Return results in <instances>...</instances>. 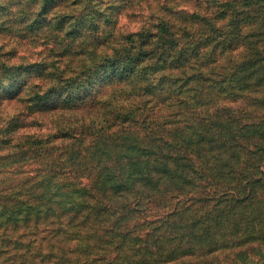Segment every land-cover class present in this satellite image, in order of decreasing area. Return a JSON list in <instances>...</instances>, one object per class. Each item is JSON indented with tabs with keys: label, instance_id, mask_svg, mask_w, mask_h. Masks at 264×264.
Instances as JSON below:
<instances>
[{
	"label": "trees",
	"instance_id": "16d2710c",
	"mask_svg": "<svg viewBox=\"0 0 264 264\" xmlns=\"http://www.w3.org/2000/svg\"><path fill=\"white\" fill-rule=\"evenodd\" d=\"M152 1L155 23L91 62L73 59L74 41L97 29L108 16L104 5L116 0H0V35L47 32L53 45L50 61L0 59V89L9 87L7 97L16 90L22 113L94 107L105 87L89 99L76 95L94 78L120 74L105 102L120 123L99 130L110 136L95 141L113 148L93 145L99 167L84 162L90 150L75 124L63 134L71 142L23 138L4 147L0 139L10 159L41 156L28 170L0 171V264H216L228 250L263 243L264 0ZM147 69L153 79L137 86L149 80ZM34 72L49 80L22 100ZM50 96L62 104H48ZM146 97L155 103L147 106ZM196 181L206 183L207 203L195 212L189 186ZM178 182L185 186L174 188ZM165 193H184V203L162 212ZM220 199L232 201L231 215L221 216ZM132 243L137 252L125 253Z\"/></svg>",
	"mask_w": 264,
	"mask_h": 264
},
{
	"label": "rangeland",
	"instance_id": "374dc122",
	"mask_svg": "<svg viewBox=\"0 0 264 264\" xmlns=\"http://www.w3.org/2000/svg\"><path fill=\"white\" fill-rule=\"evenodd\" d=\"M152 2V0H145L143 2L134 0L131 4H129L128 7H125L124 0H116L114 3L115 5L111 7H106V5H104V8H108L105 12L108 16L102 17L100 19L101 22H99L97 29H87L88 31L84 35L74 41L75 49L72 53L73 59H75L76 56L77 59L81 58L83 60H88L89 58L93 59V55H101L107 52L111 53L112 46L122 38L121 36L125 34L136 33L141 31L143 28L152 26V24L157 20L158 16L157 8L154 2ZM9 34L0 35V59L5 60L7 63H19L23 65L40 62L42 59L50 61L47 56L52 55L50 49L53 45L49 42V39L45 37L49 36V33L45 32L39 36L27 35L29 37H26V39H20V37H18L19 35ZM59 55L60 53H58V56ZM66 57L70 58L65 56V58H63V62L65 63L67 60ZM90 61L94 62L93 60ZM30 77L31 83L27 84L26 86L28 89L22 90V100L27 98V96L32 91L31 89H33L36 84H46V80H49L47 77H44V75L37 74L36 72L31 74ZM146 77L149 80L146 81L145 79H141L139 85L137 86L144 88L149 85L150 80L154 77L151 76L149 69L146 70ZM119 78V73L110 76H104L99 81H97L98 78H94L90 87L84 88L82 92H79L76 96L77 98L82 97L83 99H89L98 87L103 86L105 89L101 95L102 97L100 104L91 108L65 113L59 110H36L30 113H22L21 100L13 98L16 90L11 88L7 97L5 89L9 87H2L0 89V139L5 142L4 147H7L11 142L16 141V143H19L23 138L42 139L43 141L50 144H52L54 141H56V143L71 142L70 138L73 137L66 138L63 137V134L68 132V130H74V128H78L74 126L75 124L84 129V146L90 150L88 153V159H84V162L92 166L99 167L103 156L97 157V154H94L95 148L93 145L98 143V150L113 151V148L109 142H104L101 140L97 142L95 141L96 137L99 135H105L108 138L110 136V132H100L99 130L103 126L108 127L109 125L106 124H109V121L111 120L115 121L116 124L120 123V121H118L119 119H117L114 114L110 113L111 110L108 109V105L106 106L105 103L112 97L110 94L112 93V85H117V83L120 82ZM49 99H52L53 101H49ZM145 100H147V106H151L153 103H155V100H149V97H146ZM46 102L48 104H62L63 101L59 100L57 96H50ZM104 107L107 108V111L105 116H102L100 113L103 112ZM63 128L66 129L62 131ZM77 148L78 147L74 145L72 149L67 150V154L71 152L68 156L70 160H73L71 159V156H75L74 152ZM8 153H10V148H0V171L8 168L28 170L32 168L30 166H38V164H40V160L37 158L41 156L34 158V162H29L31 159L28 158H31L33 155L28 154V152H14V156L17 160L8 158ZM85 154H81V160H83ZM22 177L23 175L19 176V178ZM1 181H3V179L0 177V182ZM184 186L185 184L178 182L174 188ZM205 186H207L206 183L201 181H196L193 185L189 186L192 188L191 192H193L192 196L194 201H191V203L195 208V212L200 209L202 205L204 206L207 203L204 199H202V197H200L203 190L202 187ZM180 194L182 195L179 196V198L177 196L171 197L170 193L162 194V203H160L162 212L168 210V206L175 203V200L176 202L180 201L181 203H184L181 199L185 196V194ZM156 200H159V198ZM211 203L214 204L213 202ZM155 205H157V202H152L151 206ZM217 208H221L222 211L226 210L221 214L222 217L225 215L229 216L230 211L232 213V211L235 209L230 199H220ZM119 210V208L115 209V211ZM142 211H147V209ZM147 212L149 213V218L154 214V211H151V209ZM225 225H227V223ZM137 229L138 228H135L134 230L136 231ZM262 229H264V224ZM262 242L263 243L260 241L259 243L253 244L255 247L252 250L248 247H244V249L241 251L228 250V254L224 257L218 259L215 258L214 263L264 264V241ZM122 248L123 246H120L118 251L119 253L123 252ZM136 252L137 245L132 243L130 250L126 251L125 253L135 254ZM91 254L93 253L91 252Z\"/></svg>",
	"mask_w": 264,
	"mask_h": 264
}]
</instances>
